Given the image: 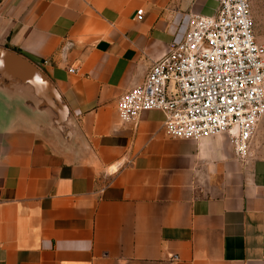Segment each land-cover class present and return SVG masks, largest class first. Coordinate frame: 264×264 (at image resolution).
<instances>
[{"label":"crops","instance_id":"1","mask_svg":"<svg viewBox=\"0 0 264 264\" xmlns=\"http://www.w3.org/2000/svg\"><path fill=\"white\" fill-rule=\"evenodd\" d=\"M217 8L0 0V47L37 65L79 130L76 150L60 153L0 117V264H264V114L238 159L224 133L174 139L160 111L116 113L191 17Z\"/></svg>","mask_w":264,"mask_h":264},{"label":"built area","instance_id":"2","mask_svg":"<svg viewBox=\"0 0 264 264\" xmlns=\"http://www.w3.org/2000/svg\"><path fill=\"white\" fill-rule=\"evenodd\" d=\"M150 110L163 114L162 129L170 138L224 133L234 155L247 157L264 114V46L254 38L250 0H218L215 15H193L183 39L116 103L122 122Z\"/></svg>","mask_w":264,"mask_h":264},{"label":"water","instance_id":"3","mask_svg":"<svg viewBox=\"0 0 264 264\" xmlns=\"http://www.w3.org/2000/svg\"><path fill=\"white\" fill-rule=\"evenodd\" d=\"M0 117L35 127L60 153L77 148L79 130L61 96L37 65L0 47Z\"/></svg>","mask_w":264,"mask_h":264},{"label":"rangeland","instance_id":"4","mask_svg":"<svg viewBox=\"0 0 264 264\" xmlns=\"http://www.w3.org/2000/svg\"><path fill=\"white\" fill-rule=\"evenodd\" d=\"M250 12L254 38L264 46V0H250Z\"/></svg>","mask_w":264,"mask_h":264}]
</instances>
